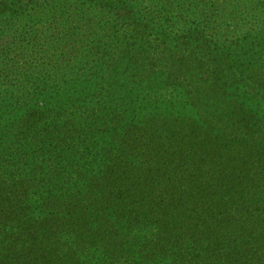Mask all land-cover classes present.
I'll return each instance as SVG.
<instances>
[{"label":"trees","instance_id":"1","mask_svg":"<svg viewBox=\"0 0 264 264\" xmlns=\"http://www.w3.org/2000/svg\"><path fill=\"white\" fill-rule=\"evenodd\" d=\"M0 264H264V0H0Z\"/></svg>","mask_w":264,"mask_h":264}]
</instances>
